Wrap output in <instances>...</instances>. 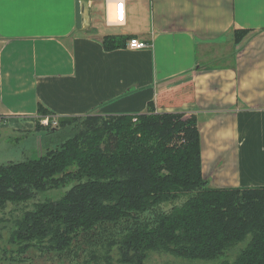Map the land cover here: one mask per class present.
<instances>
[{
	"label": "crops",
	"instance_id": "0c3cea01",
	"mask_svg": "<svg viewBox=\"0 0 264 264\" xmlns=\"http://www.w3.org/2000/svg\"><path fill=\"white\" fill-rule=\"evenodd\" d=\"M74 3L0 0V135L46 130L38 105L69 117L151 102L194 116L209 186H264V0H128L122 25L91 0L81 29ZM234 29L247 31L237 43ZM104 35L147 47L107 51Z\"/></svg>",
	"mask_w": 264,
	"mask_h": 264
},
{
	"label": "trees",
	"instance_id": "16d2710c",
	"mask_svg": "<svg viewBox=\"0 0 264 264\" xmlns=\"http://www.w3.org/2000/svg\"><path fill=\"white\" fill-rule=\"evenodd\" d=\"M233 33L237 43L247 31ZM131 38L104 35L101 43L109 51ZM152 104L135 115L57 117L55 126L52 112L38 105L49 116L45 150L0 164V212L39 193L64 192L13 220L10 255L0 245V263L28 264L36 250L57 264H145L152 253L264 264V186H209L194 116L159 113Z\"/></svg>",
	"mask_w": 264,
	"mask_h": 264
},
{
	"label": "rangeland",
	"instance_id": "374dc122",
	"mask_svg": "<svg viewBox=\"0 0 264 264\" xmlns=\"http://www.w3.org/2000/svg\"><path fill=\"white\" fill-rule=\"evenodd\" d=\"M94 2L99 1L101 3H104L105 0H93ZM101 7V5H99ZM103 7V5H102ZM44 116V115H42ZM49 117L48 115H45L44 117ZM57 117L52 116V120H56ZM75 122H72L71 125H69L71 128L73 127ZM57 125V123H56ZM55 126V125H54ZM40 135L46 136V131L43 130L41 133H37L36 137L33 136V138L29 139V134L23 136L18 134H12V133H5L0 135V164H5L8 161H22L27 160L30 158L38 157L39 154H42L45 150V144L44 138ZM18 136V137H17ZM17 137V138H16ZM53 138V139H52ZM43 139V140H41ZM49 139H52L54 142L56 138L54 136L49 135ZM37 140V141H36ZM64 192V189H55L50 190L45 193H39L32 199L28 200L25 203L20 204H8L4 210L0 212V245L1 247H5L7 249V255L10 253V245L7 243V238L9 236V232L12 228V222L15 218L19 217L21 213L24 210L31 209L34 206V202L45 200V199H58L59 196H62ZM245 242L239 243V245L236 247V250L234 252V256H236V251L239 247L244 246ZM31 261L28 264H57L56 261L53 260V255L45 254V256L40 255L36 252V250H33L30 252ZM10 255V254H9ZM231 258V257H230ZM222 258H217L214 260H205V259H182L177 258L174 256H171L166 253H152L148 260L145 261V264H217ZM2 264V261L1 263ZM12 264H18L16 262H12ZM63 264V263H58Z\"/></svg>",
	"mask_w": 264,
	"mask_h": 264
},
{
	"label": "built area",
	"instance_id": "2783aa9c",
	"mask_svg": "<svg viewBox=\"0 0 264 264\" xmlns=\"http://www.w3.org/2000/svg\"><path fill=\"white\" fill-rule=\"evenodd\" d=\"M91 0H86L90 2ZM128 0H105L106 8V20L108 23L122 25L125 21V7ZM111 15V17H110ZM128 47L132 49H140L147 47V43L137 38H131L128 40ZM49 117H43L41 124L47 126L49 124ZM52 125H56V121H52Z\"/></svg>",
	"mask_w": 264,
	"mask_h": 264
},
{
	"label": "water",
	"instance_id": "95a60500",
	"mask_svg": "<svg viewBox=\"0 0 264 264\" xmlns=\"http://www.w3.org/2000/svg\"><path fill=\"white\" fill-rule=\"evenodd\" d=\"M75 24L77 29L82 28L83 14L86 7V0H75Z\"/></svg>",
	"mask_w": 264,
	"mask_h": 264
}]
</instances>
